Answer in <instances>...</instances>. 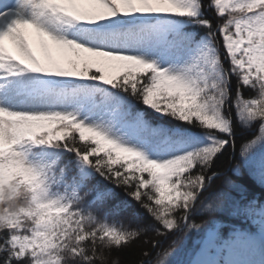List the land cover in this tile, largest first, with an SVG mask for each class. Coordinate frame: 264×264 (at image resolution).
I'll return each mask as SVG.
<instances>
[{
    "label": "snow or ice",
    "instance_id": "1",
    "mask_svg": "<svg viewBox=\"0 0 264 264\" xmlns=\"http://www.w3.org/2000/svg\"><path fill=\"white\" fill-rule=\"evenodd\" d=\"M227 159L225 184L264 186V0H0V264H97L197 229ZM228 199L259 232L209 230L187 264H264V204Z\"/></svg>",
    "mask_w": 264,
    "mask_h": 264
},
{
    "label": "trees",
    "instance_id": "2",
    "mask_svg": "<svg viewBox=\"0 0 264 264\" xmlns=\"http://www.w3.org/2000/svg\"><path fill=\"white\" fill-rule=\"evenodd\" d=\"M208 15L216 18L215 13L212 11H210ZM188 30L193 31L191 28ZM194 31L200 32L201 35L204 32L203 29H195ZM245 94L252 95V93L248 91H246ZM235 163H238V161H235ZM233 167L234 162L231 159L221 161L220 168L218 169L221 175L218 179L213 181V188L210 189V191L222 188L227 194L224 198L223 209L215 211L207 210L206 203L212 201L207 199L208 194L206 193L205 199H202L200 204L197 205V212L194 213L192 217L191 222L199 226L197 229L171 232L167 236H158L155 231L150 229L147 232H142L139 237L133 239L126 246H122L119 249L115 247L104 249V261H97V264H140L144 259L142 253L146 250L150 252V264H158V262L164 258L163 252H172L173 249L176 250L177 254L170 257L172 264H176V262H179V264H187L193 257L208 230L218 227L222 234L229 226L235 227L241 224L243 229L247 231L246 229L248 228L245 226H248V224L242 223V219H246L247 214L236 213L232 208L228 196H231L237 202L243 199L245 201L251 200L253 204H261L264 202V186H261L252 176L247 174L243 176L241 181L246 187L243 194L225 184L224 181L230 176L233 180H237V177L232 176L231 173ZM121 218L123 219L125 227L138 228L144 223L152 224L154 228L159 227V225L155 224L146 214L143 220L134 219L128 214H122ZM153 240L160 241L159 249L152 247L151 242ZM173 241H175L174 244Z\"/></svg>",
    "mask_w": 264,
    "mask_h": 264
},
{
    "label": "rangeland",
    "instance_id": "3",
    "mask_svg": "<svg viewBox=\"0 0 264 264\" xmlns=\"http://www.w3.org/2000/svg\"><path fill=\"white\" fill-rule=\"evenodd\" d=\"M258 208V207H257ZM255 211L258 213L259 212V208L258 209H255ZM249 215V218H250V230L252 234H256L259 232V220H260V217L259 215H252L251 213L248 214ZM213 230H217V229H213ZM237 231H242V229L238 228V229H233V231H231V229H226L222 232V237L225 238V239H228L229 237H231L233 235L234 232H237ZM209 232V231H208ZM208 232L206 233L204 239L202 240L200 246L198 247L197 251L195 252L192 260L196 259L197 258V253L200 251V249L203 247V244H204V241L206 240L207 238V235H208ZM219 255L220 254H217V258H219ZM258 258V257H256Z\"/></svg>",
    "mask_w": 264,
    "mask_h": 264
},
{
    "label": "clouds",
    "instance_id": "4",
    "mask_svg": "<svg viewBox=\"0 0 264 264\" xmlns=\"http://www.w3.org/2000/svg\"><path fill=\"white\" fill-rule=\"evenodd\" d=\"M15 203H16V202H13V205H12V206H15Z\"/></svg>",
    "mask_w": 264,
    "mask_h": 264
}]
</instances>
